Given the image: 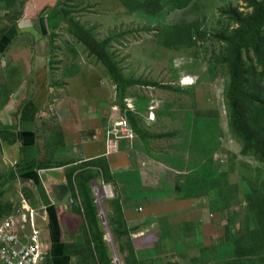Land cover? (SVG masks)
Listing matches in <instances>:
<instances>
[{"label": "rangeland", "instance_id": "obj_1", "mask_svg": "<svg viewBox=\"0 0 264 264\" xmlns=\"http://www.w3.org/2000/svg\"><path fill=\"white\" fill-rule=\"evenodd\" d=\"M40 8L57 14L58 19L47 32L49 42L45 43L50 49L48 63L54 87L47 108L51 110L59 98L68 95L69 101L78 105L71 103L73 112L91 105L82 106L83 111L99 110L107 125L119 114L133 125L135 139L122 141L117 150V173L134 169V158L142 159L138 169L145 185L141 193L144 199L122 200V206L140 213L130 218V224L140 222L131 237L155 224L162 232L159 235L168 237L167 226L173 227L172 236L160 243L137 239L141 256L168 264L173 257L167 256L182 240L187 259L180 264H222V260L212 261L211 249L205 248H218L226 236L232 241L242 235L248 195L253 188L264 191V146L245 149V141L231 126L228 96L232 73L227 37L238 27L235 18L250 14L252 8L244 0H42ZM75 30L106 50L126 80L140 81L124 86L122 100L106 65ZM242 56V98L264 141V65L253 47H245ZM208 120H214V125H207ZM44 127L49 130L47 124ZM216 168L227 173L224 185H213L220 178ZM201 176L206 179L200 185L195 179ZM126 179L124 175L117 177L118 181ZM94 185L103 184L97 179ZM180 185H205L207 191L200 200L176 202L182 198L176 193ZM113 189V195L101 197L99 203L103 212L116 220L115 207L111 206ZM27 193L34 204L31 192ZM222 197L230 203L221 211L211 202ZM141 206L143 213L138 210ZM67 222L72 227L69 236L83 242L85 218L74 212ZM226 226H231V232ZM114 244L112 248L107 243L114 264H125L118 235ZM88 258V264H94L90 255Z\"/></svg>", "mask_w": 264, "mask_h": 264}, {"label": "crops", "instance_id": "obj_2", "mask_svg": "<svg viewBox=\"0 0 264 264\" xmlns=\"http://www.w3.org/2000/svg\"><path fill=\"white\" fill-rule=\"evenodd\" d=\"M3 1L0 2V130H4L5 135L2 137L0 132V220L20 203L21 193L29 199V191L35 206L47 209L45 237L50 244L47 264H88L91 260L77 248L80 241L75 242L68 232L72 227L67 221L74 214V202L68 189L69 175L83 162L104 156L109 158L112 171L117 173V152L109 154L108 125L99 110L85 113L82 106L90 108L91 105H82L80 112L78 108L73 112L69 106L75 104L69 101L71 96L68 95L59 98V103L52 105V111L46 106L48 100H53L54 87L48 63L50 49L45 45L46 40L49 42L48 9L40 8L42 0H14L11 6ZM46 124L49 130L44 127ZM139 161L134 158L132 170L139 171ZM161 168L166 169L162 165ZM139 174L144 185L142 172ZM86 179L89 188L97 179L104 183L98 168H90ZM114 195L117 197L116 192ZM197 198L202 199L200 196L183 197L175 201L194 202ZM8 207L11 209L6 212ZM128 209H123L128 228L137 233L140 222H129L140 213L137 208L133 209L137 212ZM167 227L168 237L159 235L162 232L157 224L132 237L139 258L146 264L152 260L151 264H159V261L154 262V257L146 261L136 240L142 238L145 243H160L172 236L173 227ZM183 242L178 240L173 246L171 255L167 256L173 257L170 262L180 264L187 259Z\"/></svg>", "mask_w": 264, "mask_h": 264}, {"label": "trees", "instance_id": "obj_3", "mask_svg": "<svg viewBox=\"0 0 264 264\" xmlns=\"http://www.w3.org/2000/svg\"><path fill=\"white\" fill-rule=\"evenodd\" d=\"M2 0H0L1 2ZM14 0H5L6 6H11ZM247 5L252 8V12L246 16H238L235 18L238 27L227 37V59L229 60V68L232 73V82L230 87L229 105L231 112V126L234 131L245 141V149L262 148L264 141L259 138L256 122L252 117V111L247 108L242 98V84L244 76V58L242 51L245 47H253L259 61L264 65V0H244ZM47 20L50 29L57 22V14L50 12L47 15ZM78 37L86 42L93 50L98 58L106 65L112 77L114 78L120 93V99L124 96V86L137 80H126L120 73L117 64L112 60L110 54L91 42L92 38L87 37L82 31L75 30ZM131 119L133 116L129 113ZM131 123V122H130ZM214 120H208L207 125H214ZM133 126V125H132ZM2 137L5 135L4 130H0ZM264 133V132H262ZM261 133V134H262ZM16 138L11 141H15ZM214 149V144L212 146ZM62 164V163H60ZM67 165L66 163L61 166ZM90 168H98L100 177L105 184H111L115 188L117 197H115L111 206L115 207L117 219L108 214L109 224L115 241L117 235L121 251L126 254L125 264H144L139 258V254L135 249L131 237V230L127 226L122 206V200L143 198L142 182L139 171L128 170L121 173H114L111 169V163L108 157H100L83 162L73 168V173L69 175L68 189L70 190L73 199V210L75 213L82 215L86 221V235L83 242L78 243L77 248L85 255L89 256L94 264H114L111 257V252L104 240V232L102 230L98 212L95 205V199L91 192V187L87 183L86 172ZM212 171V169H210ZM208 170L209 172H211ZM217 173L219 168H216ZM75 172L77 174H75ZM125 176L127 179L118 181L117 177ZM220 178L214 180L213 185H224L227 183V173L220 172ZM206 179V178H205ZM201 176L195 179L201 185L205 181ZM212 181V180H211ZM120 187L121 192L117 187ZM202 186L180 185L178 187L177 196L179 197H197L206 193V188ZM117 190V191H116ZM128 191V193H122ZM181 192V194H179ZM129 195V197H128ZM214 208L224 210L228 208L229 198H217L211 202ZM219 203H223L220 205ZM248 204L245 216V231L242 235H237L232 241L226 236L223 244L218 248L208 246L205 249L210 251L212 256L209 257L212 261L222 260V264H264V191L263 189L253 188L248 195ZM124 207V208H123ZM226 230L231 232V226H226ZM66 249V247H65ZM66 251V250H65ZM68 252V251H67ZM208 257V254H206ZM208 258V259H209Z\"/></svg>", "mask_w": 264, "mask_h": 264}, {"label": "built area", "instance_id": "obj_4", "mask_svg": "<svg viewBox=\"0 0 264 264\" xmlns=\"http://www.w3.org/2000/svg\"><path fill=\"white\" fill-rule=\"evenodd\" d=\"M135 137L134 128L128 118L119 114L106 128L109 154L117 152L122 141L131 142ZM102 184V187L92 186L91 192L104 232V240L113 248L115 236L110 228L108 213L103 212L102 204L99 203L102 201L101 197L113 195V192L110 185ZM106 188L109 189L108 194L97 192ZM138 210L142 211V208ZM47 220V209L35 206L21 193L20 203L0 220V264H47L50 253V244L45 237Z\"/></svg>", "mask_w": 264, "mask_h": 264}, {"label": "bare ground", "instance_id": "obj_5", "mask_svg": "<svg viewBox=\"0 0 264 264\" xmlns=\"http://www.w3.org/2000/svg\"><path fill=\"white\" fill-rule=\"evenodd\" d=\"M99 193H103V194H108L109 193V189L106 188V189H101L100 191H97Z\"/></svg>", "mask_w": 264, "mask_h": 264}]
</instances>
